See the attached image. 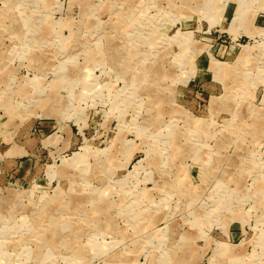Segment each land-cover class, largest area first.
Wrapping results in <instances>:
<instances>
[{
	"label": "rangeland",
	"instance_id": "374dc122",
	"mask_svg": "<svg viewBox=\"0 0 264 264\" xmlns=\"http://www.w3.org/2000/svg\"><path fill=\"white\" fill-rule=\"evenodd\" d=\"M0 264H264V0H0Z\"/></svg>",
	"mask_w": 264,
	"mask_h": 264
},
{
	"label": "bare ground",
	"instance_id": "6f19581e",
	"mask_svg": "<svg viewBox=\"0 0 264 264\" xmlns=\"http://www.w3.org/2000/svg\"><path fill=\"white\" fill-rule=\"evenodd\" d=\"M244 4V3H243ZM221 68H223V67H221ZM224 69V68H223ZM222 74V73H221ZM94 212V211H93ZM99 214V213H98ZM228 259V258H227ZM238 260V259H237ZM226 262V261H225ZM228 262V261H227ZM237 262V261H236Z\"/></svg>",
	"mask_w": 264,
	"mask_h": 264
}]
</instances>
